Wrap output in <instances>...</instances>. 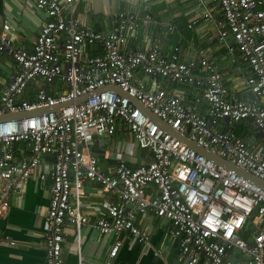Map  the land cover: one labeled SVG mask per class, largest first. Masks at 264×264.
I'll list each match as a JSON object with an SVG mask.
<instances>
[{
    "label": "built area",
    "instance_id": "1",
    "mask_svg": "<svg viewBox=\"0 0 264 264\" xmlns=\"http://www.w3.org/2000/svg\"><path fill=\"white\" fill-rule=\"evenodd\" d=\"M23 1L44 20L31 47L15 45L10 23L0 27V51L15 63L0 95V116L70 103L59 111L0 121V217L10 208V192L22 188L52 155L46 264H65L68 223L78 232L79 264L80 230L87 224L116 237L104 262L116 264L124 236L148 243L149 235L136 223L138 213L170 221L168 235L179 243L183 264H264V188L190 148L128 96L106 88L119 86L174 130L264 180V0H196L201 19L214 23L218 43L235 68L234 88L226 66L206 49L189 59L180 58L178 48L163 54L157 45L124 50L128 38L153 22L150 14L119 11L112 28L100 30L88 21L82 0ZM87 47L98 52L88 53ZM139 73L151 77L154 89L138 83ZM175 84L192 85V100ZM29 85L36 87L32 99L24 97ZM120 123L132 134L131 145L146 149L151 158L133 166L130 151L106 172L95 149ZM21 142L27 154H18ZM87 181L117 194L98 216L84 208Z\"/></svg>",
    "mask_w": 264,
    "mask_h": 264
},
{
    "label": "crops",
    "instance_id": "2",
    "mask_svg": "<svg viewBox=\"0 0 264 264\" xmlns=\"http://www.w3.org/2000/svg\"><path fill=\"white\" fill-rule=\"evenodd\" d=\"M82 6L87 11L90 24L100 30L111 29L119 11H131L140 16L150 14L153 22L140 29L137 36L128 38L123 45L124 50L157 45L163 54H173L178 48L180 58L189 59L196 57L200 49H206L213 60L226 66L230 86L235 87V68L228 60L226 51L218 43L214 23L201 19L203 8L196 0H82ZM198 18L201 22L189 27V24ZM42 20L43 13L23 0H0V27L5 22L10 23V34L15 45L33 46ZM87 52L93 54L98 50L87 47ZM14 70L13 57L5 51H0V95ZM138 78L139 84L154 89L151 77L139 73ZM159 81L166 83L162 79ZM173 87L185 92L187 99L192 100V85L175 84ZM35 90V86L29 85L24 97L32 99ZM131 143L132 134L120 123L116 133L107 137L95 149L102 169L106 172L113 171L117 158L122 154L127 157L130 151L133 157L130 165L137 166L150 160L149 151L136 145L134 149ZM17 149L20 155L29 151L23 142L17 144ZM52 167L53 156H45L29 181L22 188L10 192V208L0 217V264H46L44 233L51 197ZM40 172L46 173L45 180H41ZM116 198L115 192H104L95 182L87 181L84 185L82 201L87 213L93 217L105 212V201ZM136 223L149 235L148 243L124 236L116 264H183L179 243L169 238L171 223L168 219L151 213H138ZM80 235L83 238V264H104L107 251L116 237L113 234H101L88 224L82 227ZM77 237L76 228L68 223L63 243L65 264H79L75 250ZM11 240L15 241V244H11ZM157 251L159 254H156Z\"/></svg>",
    "mask_w": 264,
    "mask_h": 264
},
{
    "label": "water",
    "instance_id": "3",
    "mask_svg": "<svg viewBox=\"0 0 264 264\" xmlns=\"http://www.w3.org/2000/svg\"><path fill=\"white\" fill-rule=\"evenodd\" d=\"M106 88L109 89H113L115 90L117 93H119L122 96H128L130 98V100L135 103V105L139 108H141L146 114H148L150 116V118L158 123L159 125H161L162 127H164L166 130H168V132H171L174 136L178 137L179 139H181L184 143H186L190 148L196 150L197 152L203 154L204 156H206L207 158L213 160L215 163L217 164H222L225 167L229 168V169H233L235 170V172H237L238 174H240L243 177L249 178L252 182L258 184L259 186L264 188V180L254 176L253 174L245 171L244 169L234 165L233 163L225 160L224 158L220 157L219 155H217L216 153H214L213 151L202 147L201 145H199L197 142L191 140L188 136L184 135L183 133H180L176 130H174L170 125H168L164 120H162L161 118H159L156 114H154L148 107H146L143 103H141L139 100H137L135 97L131 96L130 94H128L125 90L121 89L119 86L112 84L107 86ZM90 94H86L81 96L80 98L77 99V101H82L83 99L87 98ZM70 102L64 103V104H58L56 106L53 107H46V108H41L32 112H27V113H6L2 116H0V121L1 120H6V119H16L22 116H28L30 114H33L35 112H39V113H44V112H48L51 110L54 111H59L60 108L64 105H68Z\"/></svg>",
    "mask_w": 264,
    "mask_h": 264
},
{
    "label": "trees",
    "instance_id": "4",
    "mask_svg": "<svg viewBox=\"0 0 264 264\" xmlns=\"http://www.w3.org/2000/svg\"><path fill=\"white\" fill-rule=\"evenodd\" d=\"M242 128H243V127H242L241 125L238 126V128H237V133H238V134H241V130H242Z\"/></svg>",
    "mask_w": 264,
    "mask_h": 264
},
{
    "label": "rangeland",
    "instance_id": "5",
    "mask_svg": "<svg viewBox=\"0 0 264 264\" xmlns=\"http://www.w3.org/2000/svg\"><path fill=\"white\" fill-rule=\"evenodd\" d=\"M136 147H135V145H134V149H135Z\"/></svg>",
    "mask_w": 264,
    "mask_h": 264
}]
</instances>
